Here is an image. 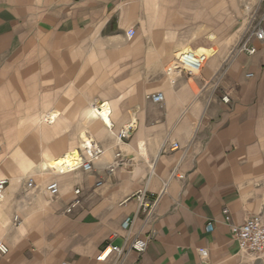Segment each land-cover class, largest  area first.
Masks as SVG:
<instances>
[{"label":"crops","instance_id":"obj_1","mask_svg":"<svg viewBox=\"0 0 264 264\" xmlns=\"http://www.w3.org/2000/svg\"><path fill=\"white\" fill-rule=\"evenodd\" d=\"M262 6L0 0V264H264L224 221V211L232 225L264 220V41L250 38L253 55L235 50ZM185 49L208 59L171 83L166 67ZM157 92L162 106L145 98ZM93 103L108 106L111 129ZM86 141L102 150L91 171L61 172L58 159L86 156ZM134 240L147 242L142 253Z\"/></svg>","mask_w":264,"mask_h":264},{"label":"built area","instance_id":"obj_2","mask_svg":"<svg viewBox=\"0 0 264 264\" xmlns=\"http://www.w3.org/2000/svg\"><path fill=\"white\" fill-rule=\"evenodd\" d=\"M264 3V0H263ZM253 29L250 31V34L242 40L240 45L236 48L238 53H246L248 55H253L255 53V48L249 45L251 37H254L256 40L263 42L264 41V28L262 26L263 17H264V6L262 13L259 14ZM133 31H129L127 36L131 37ZM208 59V53L201 50H190L185 49L176 53L172 61L167 65L165 74L171 78V83H174V77H186L187 79L197 76L203 69L206 61ZM146 100L157 105L162 106L164 102V96L162 93H150L146 95ZM222 102L227 103L228 98L226 96L222 97ZM91 112L93 116L99 119L104 125L111 129L110 123V110L108 106L104 103H93L91 106ZM48 116L46 115L44 119ZM132 130V126H125L117 136V145L123 143L126 140ZM171 150L177 149V144L170 145ZM82 150L87 153L85 156L80 150H76L68 153L70 156V165L61 172H73L76 170H82L84 172H90L92 169V161L101 155L102 150L99 146L95 145L92 141H86L83 143ZM116 162L112 167L108 169L111 173L121 162L119 154L116 155ZM6 186V181L0 180V201L3 196V191ZM28 187H31V184H28ZM46 192L50 196H55L58 194L59 188L56 183H51L46 187ZM75 195L79 194L78 190L74 191ZM139 202H142L141 195L137 196ZM80 204L78 199H74L66 209L67 213H70L76 206ZM143 208L149 210L151 206L144 204L142 202ZM224 221L229 225V230L232 239L237 243L238 249L241 253H246L254 255L256 257H264V220L260 216H254L245 220L241 225H232L230 224V218L227 211H224ZM130 222L126 221L124 227H128ZM208 229L211 230V224L208 223ZM147 242L145 240H134L130 246L129 250L136 253H142L146 248ZM120 253V250L116 247L107 249L101 258H105L110 252ZM8 252L7 248L0 244V253L5 255ZM202 253V250H199Z\"/></svg>","mask_w":264,"mask_h":264},{"label":"bare ground","instance_id":"obj_3","mask_svg":"<svg viewBox=\"0 0 264 264\" xmlns=\"http://www.w3.org/2000/svg\"><path fill=\"white\" fill-rule=\"evenodd\" d=\"M90 114H91V117H92V115H93L92 112H90ZM58 161L61 162L58 165L60 166V168L62 169V171H64L65 168L70 165V156H69V154L64 155Z\"/></svg>","mask_w":264,"mask_h":264},{"label":"rangeland","instance_id":"obj_4","mask_svg":"<svg viewBox=\"0 0 264 264\" xmlns=\"http://www.w3.org/2000/svg\"><path fill=\"white\" fill-rule=\"evenodd\" d=\"M263 6H264V3H263ZM263 6L261 7V9L258 10V14H261V13H262ZM241 42H242V41H241ZM241 42H240V43H241ZM240 43L236 46V48L240 45ZM236 48H235V50H236ZM90 112H91V107H90ZM46 115H50L51 117H54V116L56 117L55 113H48V114L43 115L42 118H41V120H43L45 123L49 122V121H46V119H44ZM93 117H94V116H93ZM54 121H55V120H54ZM54 121H51V124H52ZM47 124H48V123H47ZM70 152H73V151H70ZM70 152H68V153H70ZM68 153H67V154H68ZM58 160H59V159H58ZM55 161H56V160H55ZM53 162H54V161L51 162V165H52Z\"/></svg>","mask_w":264,"mask_h":264}]
</instances>
